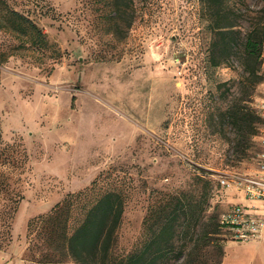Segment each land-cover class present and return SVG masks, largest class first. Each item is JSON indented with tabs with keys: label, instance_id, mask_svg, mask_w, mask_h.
I'll use <instances>...</instances> for the list:
<instances>
[{
	"label": "rangeland",
	"instance_id": "obj_1",
	"mask_svg": "<svg viewBox=\"0 0 264 264\" xmlns=\"http://www.w3.org/2000/svg\"><path fill=\"white\" fill-rule=\"evenodd\" d=\"M16 1L39 4L31 14L49 46L9 50L19 39L0 30V264H42L28 223L71 193H86L78 219L103 193L122 192L123 256L150 239L146 219L161 204L182 199L198 214L206 186L207 215L182 217L163 264H264L255 241L204 239L211 215L248 200L236 185L256 168L259 137L249 122L238 136L228 112L264 99V60L253 83L244 54L264 0L222 2L240 35L220 66L210 58L218 15L205 0H126L119 24L112 0Z\"/></svg>",
	"mask_w": 264,
	"mask_h": 264
},
{
	"label": "trees",
	"instance_id": "obj_2",
	"mask_svg": "<svg viewBox=\"0 0 264 264\" xmlns=\"http://www.w3.org/2000/svg\"><path fill=\"white\" fill-rule=\"evenodd\" d=\"M124 1L126 0H112L113 13L118 24L122 16L127 13V5L123 4ZM223 1L205 0L212 13L218 15L212 26L215 38L211 46L210 58L214 66H220L229 59L230 51L240 35L235 29L237 24L224 16ZM18 5L16 0H0V30L10 32L19 39L17 44L10 43L7 49L48 47L47 33L31 14L38 9L39 4L35 7L25 5L19 7ZM43 7L44 5H41V11ZM260 13L261 16L255 18L254 27L244 41V54L252 60L251 64L245 65V69L252 77L253 83L262 78L258 71L262 63L261 50L264 45V6ZM4 52L0 54L1 57ZM1 57L0 60H2ZM228 116L238 136L242 134L246 122H249L251 135L258 137L263 119L257 107L253 110H245L236 106L229 110ZM97 182L98 179H95L94 184ZM207 188L208 186L198 200V214L192 211V202L185 203L182 199L171 206L167 203L161 204L158 209L153 210L146 219L147 228L151 232L150 239L137 251L133 250L123 256H117L114 252L126 204V198L122 192L109 190L103 193L84 210L78 219L75 215V207L81 196L86 193L83 191L71 193L62 202L56 204L50 212L29 221V248L33 256L32 261L53 264L69 258L76 264H163L173 251V240L182 217L186 219L189 213L197 218L207 215L209 211ZM210 219L212 223L205 225V240L209 239L207 235L210 233L226 231L216 215H211ZM37 241L42 243L38 244ZM186 249L187 245L177 252V257L186 255Z\"/></svg>",
	"mask_w": 264,
	"mask_h": 264
},
{
	"label": "built area",
	"instance_id": "obj_3",
	"mask_svg": "<svg viewBox=\"0 0 264 264\" xmlns=\"http://www.w3.org/2000/svg\"><path fill=\"white\" fill-rule=\"evenodd\" d=\"M261 50V60H264V45ZM257 111L263 119L258 134L260 150L257 153L256 168L245 174L236 187L244 192L248 200L264 201V99L257 105ZM251 208L255 209V206ZM218 220L223 228L238 240H254L264 236V214H258L242 203H234L229 210L221 212Z\"/></svg>",
	"mask_w": 264,
	"mask_h": 264
},
{
	"label": "crops",
	"instance_id": "obj_4",
	"mask_svg": "<svg viewBox=\"0 0 264 264\" xmlns=\"http://www.w3.org/2000/svg\"><path fill=\"white\" fill-rule=\"evenodd\" d=\"M238 203H242L243 205H246L248 207H250L251 210H253L254 212H257L258 214H264V201L262 200H243L242 202H238ZM252 206H255L254 208H251ZM249 241H255L257 242V249L259 251L260 254H262V256H264V236L260 239H254V240H249ZM20 264H27L26 262L22 261L20 262Z\"/></svg>",
	"mask_w": 264,
	"mask_h": 264
}]
</instances>
